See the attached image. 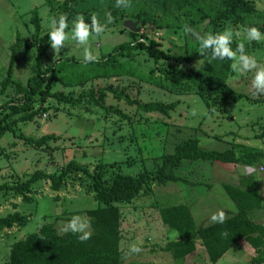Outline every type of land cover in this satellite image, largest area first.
Here are the masks:
<instances>
[{"label": "rangeland", "instance_id": "1", "mask_svg": "<svg viewBox=\"0 0 264 264\" xmlns=\"http://www.w3.org/2000/svg\"><path fill=\"white\" fill-rule=\"evenodd\" d=\"M48 1H51L52 6L48 5L47 0H0V83L7 76L13 46L18 47L14 80L26 85L31 78L37 49L27 53L26 41H32L35 36V29L31 24L33 12L37 10L39 13L42 36L48 33L51 18L64 13L60 9L63 0ZM143 1L133 0L131 7L126 10L110 8L109 0H79L77 4L72 5L73 18L83 15L86 22H90L87 20L95 13L101 23H105L106 13L110 12L108 10H116L115 15L112 14L114 21L107 25L106 32L98 38L90 37L92 51L98 54L99 60L111 53L116 46L131 40L124 22L130 20L137 23V27L140 26L136 13L138 3L143 6ZM249 1L253 3L257 13L248 16L243 23L225 22L222 31L228 28L234 33L240 32L233 40L237 44L243 43L247 54L264 64V40L249 42L244 34V28L247 26H255L264 33V0ZM218 2L219 0H209L206 2V8L211 10ZM157 21L164 28L156 31L146 26L140 33L148 34L150 39H158L165 49H172L175 55H184L185 49L194 51L199 45L195 39L185 36L182 31L183 24H189L191 18L187 21H176L158 15ZM192 27L204 34L206 23ZM82 52L83 49L76 48L69 39L60 56L53 61L54 51L50 44L45 45L46 61L49 64L58 59L74 58L82 61ZM118 61L124 63L127 58H119ZM131 64L144 75H151L152 71L156 76L161 74L160 65L144 52H135ZM195 65L196 62L179 67L188 70ZM198 65L199 63L194 70ZM251 78L252 73L233 71L227 84L235 91L253 98L254 103L247 100L232 102L226 109L221 108L214 112L208 109L202 94L190 85L180 90L172 89L167 84L160 88L139 80L134 74L99 76L81 86L68 88L54 84L53 91H59L66 96L77 97L82 92L113 87L143 103L179 101L180 105L168 118L158 113H143L135 106L116 100L113 94L109 93L105 105L121 109L131 117L129 121L115 114H107L91 101L71 107L50 99L43 117L34 122L21 123L16 130L17 135L23 137L39 139L45 135H56L57 140L49 143L47 147L37 148L25 144L23 139H18L13 133H7L0 141V185H14L26 181L37 170L58 175L72 160L89 168L92 173L98 165L109 166L117 163L123 173L138 176L143 170L150 171L160 165L165 152L172 150L173 144L177 142V131L183 139L187 134L198 138L206 149L226 151L235 144H242L264 151V137H256L264 133V95L253 94ZM15 94V88H9L6 95L0 96V105ZM168 129L174 132V138L167 137L171 142L166 146ZM246 173L256 175L259 192L264 197V161H260L253 168L217 163L214 169L215 176L221 182L233 184H237L238 178ZM50 185L46 180L34 184L30 193L34 199L33 203H24L15 192H0V218L16 211L31 216L29 224L25 227H16L0 233V264L9 262L13 244L38 232L43 225L55 223L59 234H64L60 231L63 223L75 215L89 219L87 211L101 206L90 191V179L83 173L69 176L67 184L59 192H54ZM153 188L152 193H141L130 204H119L123 234L121 249L125 264H176L172 255L161 248L169 241L179 239V236L175 231H169L162 223L159 211L165 206L184 204L186 197L183 190L174 184ZM15 205L17 209L14 208ZM221 209L227 216V211L231 210L232 206L219 185L210 190L194 207L198 224H211V215ZM257 216L260 222L264 223V211L259 212ZM90 230L92 231V228ZM133 243L142 249L139 254H130L129 249ZM197 244V251L187 258L186 264H211L201 242ZM251 256L252 253L246 248L236 247L217 264H251Z\"/></svg>", "mask_w": 264, "mask_h": 264}, {"label": "trees", "instance_id": "2", "mask_svg": "<svg viewBox=\"0 0 264 264\" xmlns=\"http://www.w3.org/2000/svg\"><path fill=\"white\" fill-rule=\"evenodd\" d=\"M208 1L144 0L143 6L138 3L136 19L140 21V26L137 27L136 33L129 31L131 40L116 46L99 62L90 63L87 66L74 58L58 59L55 63H47L45 45L49 44L48 33L41 35L40 16L35 10L31 19L35 36L32 41H26L27 53L37 49L36 60L32 66L33 74L26 85L14 80L18 47L13 46L7 76L0 83V96L6 95L11 87H14L16 91L12 98L0 105V141L7 133H13L32 147L43 148L55 142L58 138L56 135H45L35 139L17 135L16 130L21 123L34 122L37 118L43 117L50 99L71 107H78L85 101H91L107 114H115L129 121L131 117L123 113L121 109L109 108L105 105L109 93L113 94L116 100L135 106L143 113H158L168 118L180 105L179 101L143 103L113 87L100 91L82 92L77 97L53 91L54 84H60L64 88L81 86L105 75L114 77L134 74L143 82L160 88L163 84H167L176 90L190 85L202 94L201 97L208 109L213 112L221 108L226 109L232 102L247 100L254 103L253 98L235 91L227 84L233 74L231 64L234 61L211 60L209 56H200L199 45L194 51L185 49L184 55H175L172 49H165L158 39H150L148 34L140 33L146 26L156 31L164 28L157 21L158 15L176 21H187L191 18L189 25L198 26L206 23L205 33H215L222 31L227 21L243 23L248 16L257 13L249 0H219L211 10L206 8ZM78 2L79 0H63L60 9L68 15L69 21L73 18L72 5ZM47 3L52 6L51 1L47 0ZM109 3L110 8L117 9L114 6L115 0H109ZM115 11L111 12V15H115ZM237 45V42L233 40V50ZM135 52L146 53L150 59L160 65V76H156L154 71L151 75H144L134 69L131 59L135 56ZM119 58H127V61L119 62ZM197 61L200 63L196 70H194L196 67L188 70L179 67ZM170 130L168 129L166 134V146L171 142L167 140V137L174 138V132ZM176 134L177 142L173 144L172 150L165 152L160 165L150 171L145 169L138 176L123 173L117 163L109 166L98 165L92 173L89 168L72 160L58 175L37 170L26 181L14 185L1 184L0 192H15L24 203H33L34 199L30 193L34 184L46 180L51 183L50 188L54 192H59L67 184L69 176L83 173L90 179V191L101 205L97 209L87 211L92 236L86 242L81 243L77 235L72 233L59 234L55 223H48L38 232L13 244L7 264H125L121 249L123 234L122 212L119 204H130L141 193L146 195L152 193L154 186L169 184L179 186L186 197L184 204L165 206L159 211L162 223L169 231L173 230L179 236V239L171 240L161 248L162 251L172 255L176 264H186L187 258L197 251L198 242H201L207 252L211 264H217L236 247H244L252 253L251 264H264V223L257 218V214L264 211V197L259 192L256 175L249 173L241 175L238 183L233 184L221 182L214 174L217 163H222L224 166L237 165L253 168L260 161H264V151L242 144H235L226 151L206 149L198 138L187 134L183 139L178 131ZM256 137L263 138L264 133ZM219 185L232 209L227 211L223 223L199 225L194 207L210 190ZM14 208L17 209V206L15 205ZM30 218V215H24L18 211L2 217L0 233L16 227L23 228L29 224Z\"/></svg>", "mask_w": 264, "mask_h": 264}, {"label": "clouds", "instance_id": "3", "mask_svg": "<svg viewBox=\"0 0 264 264\" xmlns=\"http://www.w3.org/2000/svg\"><path fill=\"white\" fill-rule=\"evenodd\" d=\"M115 7L128 9L131 7V0H115ZM86 22L83 15H77L71 20V30L69 33V17L66 13L54 16L50 20L48 38L51 49L54 51L53 61L60 56L61 50L66 47V41L71 39L76 48H82V63L87 66L90 63L99 62L98 54H94L89 43L90 37H100L106 32L107 25L113 23L114 18L111 12L106 13V22L101 23L98 16L93 13ZM185 36H191L199 44V55L209 56L211 60H231V69L237 73H252L251 89L256 96L264 95V64L247 54L245 45L240 43L233 50L232 43L234 36H239L240 32H233L231 29H224L218 32H207L202 34L196 28L185 23L182 26ZM244 34L249 42H259L264 40V33L255 27L247 26ZM200 61L196 62V65ZM195 65V67H196ZM195 115V113H193ZM226 219L225 212L217 210L210 221L212 223H223ZM91 223L86 217L75 215L70 220L63 223L60 231L62 233H72L77 235L78 240L83 243L92 236ZM222 235H227L222 233ZM130 254H139L142 249L133 243L130 246Z\"/></svg>", "mask_w": 264, "mask_h": 264}, {"label": "water", "instance_id": "4", "mask_svg": "<svg viewBox=\"0 0 264 264\" xmlns=\"http://www.w3.org/2000/svg\"><path fill=\"white\" fill-rule=\"evenodd\" d=\"M124 27L133 33H136L138 30L137 29V23H134L130 20L124 22Z\"/></svg>", "mask_w": 264, "mask_h": 264}, {"label": "crops", "instance_id": "5", "mask_svg": "<svg viewBox=\"0 0 264 264\" xmlns=\"http://www.w3.org/2000/svg\"><path fill=\"white\" fill-rule=\"evenodd\" d=\"M247 174V173H246ZM244 175V174H243ZM237 183H238V180H237Z\"/></svg>", "mask_w": 264, "mask_h": 264}]
</instances>
